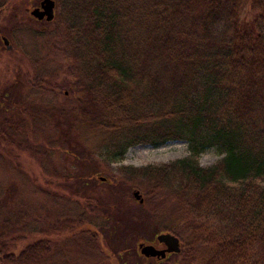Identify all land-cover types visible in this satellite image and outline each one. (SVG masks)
I'll return each instance as SVG.
<instances>
[{
    "label": "trees",
    "instance_id": "16d2710c",
    "mask_svg": "<svg viewBox=\"0 0 264 264\" xmlns=\"http://www.w3.org/2000/svg\"><path fill=\"white\" fill-rule=\"evenodd\" d=\"M59 4L50 21L55 31L43 34L60 36L65 71L43 70L35 59L30 86L65 96L71 77L77 93L67 124L108 160H121L137 144L188 143L186 157L124 170L140 189L142 218L179 239L181 252L172 255L179 264H264V0ZM245 7L250 16H241ZM18 103V116L0 121V144L47 156L48 146L39 152L28 139L15 140L33 128L42 108ZM210 148L223 156L202 167L198 157ZM30 222L22 215L15 228L0 227V264L49 260L53 243L36 239L44 232L29 229ZM52 230L74 227L61 221ZM73 234L78 247L96 250L97 232L77 227Z\"/></svg>",
    "mask_w": 264,
    "mask_h": 264
},
{
    "label": "rangeland",
    "instance_id": "374dc122",
    "mask_svg": "<svg viewBox=\"0 0 264 264\" xmlns=\"http://www.w3.org/2000/svg\"><path fill=\"white\" fill-rule=\"evenodd\" d=\"M59 3L57 0V11L61 8ZM28 6L27 2H22L21 11ZM241 16H250L247 7ZM54 22L22 20V27L31 25L36 30L35 35H21L23 49L30 52L31 57L22 55L18 66L5 65L0 70V100L5 97L2 95L5 92L10 98L5 102L11 103L10 109L0 107V121L5 117L15 119L18 116L19 111L14 108L18 107L21 99L25 105L42 107L33 128L26 129L27 135L15 136V140L22 144L28 139L29 145L39 152L46 150L47 146L49 148L47 156H43L36 155L35 151H18L12 145L0 144V227L15 228L22 215L29 216L28 228L37 234L44 232L40 237L36 235V239L47 236L53 243L49 260L44 264H179L178 256H170L160 263L139 254V243L158 246L156 236L160 234L158 231L162 224L156 220L148 221L145 216L142 218L132 197L133 191H138L141 196L140 189L133 187L124 170L166 164L186 157L189 155L188 143L175 140L157 147L133 145L116 162L108 160L101 150L85 147L79 134L67 124L69 105L75 103L77 93L69 88L72 78L66 79L69 81L65 82L62 90L68 93L65 96L62 92L56 96L36 93L27 84L36 77L35 59L44 65L43 70L49 72L61 67L59 73L65 71L63 54L59 51L60 36L43 34L55 31ZM13 75L18 79L15 80ZM29 93L33 94L28 96ZM44 106H48L51 113H43ZM70 147H77L76 153ZM222 156L217 149L210 148L199 155L198 162L202 167H210ZM83 214L86 221L77 226ZM61 221L74 230L70 233L53 231V225L60 227ZM77 227L98 233L96 250L81 249L72 241ZM195 264L203 263L196 260Z\"/></svg>",
    "mask_w": 264,
    "mask_h": 264
},
{
    "label": "flooded vegetation",
    "instance_id": "af4514ba",
    "mask_svg": "<svg viewBox=\"0 0 264 264\" xmlns=\"http://www.w3.org/2000/svg\"><path fill=\"white\" fill-rule=\"evenodd\" d=\"M53 1H54V17H55L56 11H57V0H53ZM22 2H27L29 5L28 7L25 8L23 12L21 11ZM41 2L42 0H23V1L22 0H0V70L1 68H4L5 65L14 66V67L18 66L19 60L22 55L25 57L26 56L31 57V53L28 51H24L23 49L24 47L21 43V35L22 33H29V34L35 35L36 30H33L31 25L22 27L21 22L22 20L23 21L32 20V21H35V23H44V22L50 23V21H46L45 18L38 19L32 14V10L36 8L42 9ZM32 69H33V72L35 73V69L33 65H32ZM13 76H15L14 77L15 80L18 79L16 75H13ZM30 82L27 81V84H30ZM2 95L5 97H3L0 100V107H2V109H5V110L10 109L11 103L5 102V100H8L10 98L7 97L8 95L5 92H3ZM27 95L30 96L31 93ZM144 244L152 245L158 250H163L165 248V246H163L162 244H158V243H157L158 246H156L155 244H146V243ZM138 245H137V249H138ZM180 248H181V245H180ZM172 255L174 254H167L166 258L163 260H157L156 258H148V259L157 260L158 262H164V261H167L168 258Z\"/></svg>",
    "mask_w": 264,
    "mask_h": 264
},
{
    "label": "water",
    "instance_id": "95a60500",
    "mask_svg": "<svg viewBox=\"0 0 264 264\" xmlns=\"http://www.w3.org/2000/svg\"><path fill=\"white\" fill-rule=\"evenodd\" d=\"M42 9L32 10V14L38 18H45L46 21H51L54 18V1L42 0ZM132 197L140 204L143 202L138 191L132 192ZM158 244L165 246L163 250H158L152 245H145L140 243L138 245L139 253L145 258H156L157 260H163L167 254H178L181 251L180 241L177 237L170 233H162L156 236Z\"/></svg>",
    "mask_w": 264,
    "mask_h": 264
}]
</instances>
